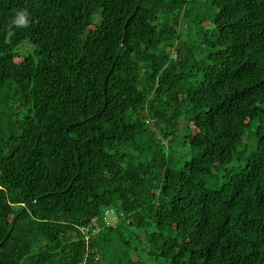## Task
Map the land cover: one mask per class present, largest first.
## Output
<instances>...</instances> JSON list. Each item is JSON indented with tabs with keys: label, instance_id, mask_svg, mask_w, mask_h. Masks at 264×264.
<instances>
[{
	"label": "trees",
	"instance_id": "16d2710c",
	"mask_svg": "<svg viewBox=\"0 0 264 264\" xmlns=\"http://www.w3.org/2000/svg\"><path fill=\"white\" fill-rule=\"evenodd\" d=\"M0 264H264V0H0Z\"/></svg>",
	"mask_w": 264,
	"mask_h": 264
},
{
	"label": "clouds",
	"instance_id": "9594fccd",
	"mask_svg": "<svg viewBox=\"0 0 264 264\" xmlns=\"http://www.w3.org/2000/svg\"><path fill=\"white\" fill-rule=\"evenodd\" d=\"M26 12L21 11L17 14L16 18L12 21V23L16 24L17 26H26L27 20H26Z\"/></svg>",
	"mask_w": 264,
	"mask_h": 264
},
{
	"label": "rangeland",
	"instance_id": "374dc122",
	"mask_svg": "<svg viewBox=\"0 0 264 264\" xmlns=\"http://www.w3.org/2000/svg\"><path fill=\"white\" fill-rule=\"evenodd\" d=\"M109 221L112 223V222H115L116 221V218L113 216L109 219Z\"/></svg>",
	"mask_w": 264,
	"mask_h": 264
},
{
	"label": "water",
	"instance_id": "95a60500",
	"mask_svg": "<svg viewBox=\"0 0 264 264\" xmlns=\"http://www.w3.org/2000/svg\"><path fill=\"white\" fill-rule=\"evenodd\" d=\"M125 33H126V28H125Z\"/></svg>",
	"mask_w": 264,
	"mask_h": 264
}]
</instances>
